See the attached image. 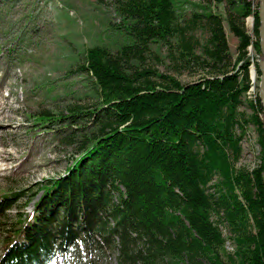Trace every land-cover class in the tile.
<instances>
[{"label": "trees", "instance_id": "obj_1", "mask_svg": "<svg viewBox=\"0 0 264 264\" xmlns=\"http://www.w3.org/2000/svg\"><path fill=\"white\" fill-rule=\"evenodd\" d=\"M113 1L128 42L116 52L87 49L79 71L92 80L95 103L76 102L58 116L45 111L35 118L50 127L59 123L62 144L75 152L8 231L0 264H55L79 244L88 253L117 244L120 264H264L259 96L248 103L251 115L240 110L252 86L244 63L248 47L261 51L259 5L229 0L225 8L238 39L235 57L220 14L205 10L184 25L173 0ZM199 29L207 35L202 44ZM154 44L168 48L179 74L197 80L183 84L151 68L149 61L158 59ZM250 125L260 147L253 169L237 167ZM21 193L0 194V216ZM222 227L231 233L233 253Z\"/></svg>", "mask_w": 264, "mask_h": 264}, {"label": "rangeland", "instance_id": "obj_2", "mask_svg": "<svg viewBox=\"0 0 264 264\" xmlns=\"http://www.w3.org/2000/svg\"><path fill=\"white\" fill-rule=\"evenodd\" d=\"M173 1L184 25L194 14L205 10L222 15L230 52L237 56L238 39L225 20L229 0ZM247 1L254 6L260 4V0ZM245 23L253 35L254 17H247ZM195 35L201 44L207 38L202 29ZM126 42L123 19L113 0H0V194L22 192L15 207L0 216V255L8 231L21 215L32 211L42 195V184L63 174L75 152V148L62 144L64 132L59 123L50 127L36 123L35 118L45 111L58 116L76 102L95 103L97 93L93 82L79 71L87 49L103 46L116 52ZM153 49L158 59L153 57L149 64L159 73L174 76L183 84L199 77L179 74L164 45L154 44ZM261 60L262 52L248 47L244 63L250 64L252 86L240 106L248 115L253 113L249 101H256L260 92L256 64ZM253 69H256L255 79ZM259 116L264 122V114ZM257 139L256 128L250 125L237 167L253 169L258 165ZM222 231L227 238V251L233 253L231 233L225 227ZM116 246V249L88 253L79 244L76 252L60 254L55 264H120ZM138 250H144L141 243ZM169 262L165 259L161 264Z\"/></svg>", "mask_w": 264, "mask_h": 264}, {"label": "water", "instance_id": "obj_3", "mask_svg": "<svg viewBox=\"0 0 264 264\" xmlns=\"http://www.w3.org/2000/svg\"><path fill=\"white\" fill-rule=\"evenodd\" d=\"M258 16L260 19V49L262 52V60L258 65L260 70L259 99L264 113V0H260Z\"/></svg>", "mask_w": 264, "mask_h": 264}, {"label": "bare ground", "instance_id": "obj_4", "mask_svg": "<svg viewBox=\"0 0 264 264\" xmlns=\"http://www.w3.org/2000/svg\"><path fill=\"white\" fill-rule=\"evenodd\" d=\"M255 75H256V69H253L252 70V76H253V78L255 79ZM260 84V83H259ZM1 110V109H0Z\"/></svg>", "mask_w": 264, "mask_h": 264}]
</instances>
